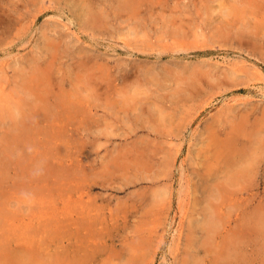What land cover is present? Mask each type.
<instances>
[{"label":"rangeland","instance_id":"rangeland-1","mask_svg":"<svg viewBox=\"0 0 264 264\" xmlns=\"http://www.w3.org/2000/svg\"><path fill=\"white\" fill-rule=\"evenodd\" d=\"M263 1L0 0V264H264Z\"/></svg>","mask_w":264,"mask_h":264},{"label":"bare ground","instance_id":"bare-ground-1","mask_svg":"<svg viewBox=\"0 0 264 264\" xmlns=\"http://www.w3.org/2000/svg\"><path fill=\"white\" fill-rule=\"evenodd\" d=\"M249 1H252V0H249ZM264 2V1H263ZM262 5V4H261ZM263 7H264V5H262ZM248 150V149H247ZM245 151V150H244ZM246 153H248V155L249 156H241V158L243 159V162L241 163V165L239 164V166L237 167V170H236V172L237 173H239V174H243V173H250V172H252L253 170L252 169H254L255 167H256V162H257V150L256 149H251V151L249 152V151H246ZM239 155H240V153H238ZM236 155V154H235ZM224 158H226V160H228V163L229 162H234V163H236L238 160H240V159H238V157H235V156H233L230 152L229 153H225L224 154ZM30 174H31V172H30ZM35 174V173H34ZM37 176V175H36ZM238 177V176H237ZM263 181H264V179H263ZM40 198V197H39ZM41 203V202H40ZM9 211V210H8ZM5 212H7V211H5ZM3 214H4V210H3V212H2ZM8 214V213H7ZM9 215H10V213H9ZM8 215V216H9ZM6 217V216H5ZM4 217V218H5ZM8 218V217H7ZM40 223V222H39ZM260 227H261V229H264V216H262L261 217V222H260ZM3 231V230H2ZM5 231V230H4ZM3 231V232H4ZM3 232H1L2 234H0V235H3V236H5L7 233H8V231H7V233L4 235L3 234ZM1 237V236H0ZM3 238V237H2ZM9 238V237H8ZM11 238V237H10ZM4 239H5V237H4ZM4 239H3V241H4ZM7 241V240H6ZM8 242V241H7ZM6 242V243H7ZM2 245H4V244H2ZM1 246V245H0ZM1 253H2V251H1ZM6 261V260H5ZM8 261V260H7ZM21 261H22V259H21ZM9 262V261H8ZM23 262V261H22ZM24 262H25V259H24ZM11 263H13V262H11ZM6 264V263H5ZM15 264V263H14Z\"/></svg>","mask_w":264,"mask_h":264}]
</instances>
